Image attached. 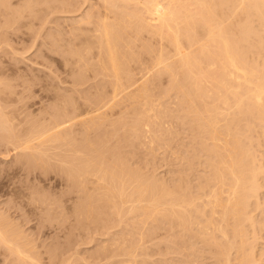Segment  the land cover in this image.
Segmentation results:
<instances>
[{"label": "rangeland", "instance_id": "374dc122", "mask_svg": "<svg viewBox=\"0 0 264 264\" xmlns=\"http://www.w3.org/2000/svg\"><path fill=\"white\" fill-rule=\"evenodd\" d=\"M2 1H4V0H2ZM6 2H5L6 4L3 2L4 4L1 3V5H0V29L2 30V31L0 30V81H1L0 83H3V84H0L1 85L0 86V96H1L0 102L2 104V107L0 105V108L3 109L4 112H6L5 110H7L6 113H8V114H9V112L13 113L12 116H16V118H14V119H16V122L18 121L17 122L18 124L20 121L24 122V123H22L24 125H20V126H22L24 128L27 127L28 129L30 127L31 129H33L34 123L36 125H37V123H38V125L41 124V126H42L43 120L45 119L46 116L47 117H46V120H44L43 126L46 125L45 122L48 123V121H50V123H51V120H53V119H54L53 121L55 123H57V121H55V120H58L57 118L60 117L59 116L60 113L65 109L69 108L68 110L71 111V114L73 115L74 113L80 114V112H76V111H79L78 109H80L83 112H84V110L87 111L88 108H90V106H91L90 104L93 105V106H91L92 108H95L94 106H96L98 104L97 103V98H98L97 96L100 93H101L100 95L103 94L104 96L105 95L111 96V89H112L111 85H112V83L110 81V78H108L109 75H106V73L104 71H102V72L97 71L99 69L98 68L96 69V65L94 64L96 62V56H95L96 50H95V48L91 50L92 52H89L91 55L90 54L87 55V53L85 52L86 53L85 58L87 56L86 60L87 59L89 60V62L87 61L88 62L87 65L90 63V61H92L93 58L95 59L94 63L92 61L89 64L93 67L92 68L93 70L89 66L90 68L87 67L88 71L87 70L85 71L86 68H84V67H86L87 65L84 66L83 64H85L86 62L83 61L84 63L82 62L83 64H81L80 62L76 61V60H78L76 56L75 57L72 56V51L73 52H75V51L81 52L82 51L81 53L84 52L85 45L84 46L82 45L83 40H85V37L87 39V36L91 33V32H89L90 29L93 28L94 25L98 22L97 20L99 18H101L100 16L103 15L102 13L105 10L104 2L102 0H88V1L87 0H32V2L30 0L29 1L28 0H9V1L7 0ZM28 2H31V3L29 4ZM26 3H28L31 7L30 6L28 7V4H26ZM72 3H73V5H72ZM3 5H5V6H3ZM24 6H26V7L24 8ZM234 7L237 8V5L236 6L234 5ZM234 7H232V9H234ZM232 9H229V10H232ZM229 10H228V12H229ZM238 11L240 12L239 9H238ZM22 12H24V13H22ZM231 12L233 13V15L230 14ZM231 12L229 13L230 17H227V20L230 18H233L234 11H231ZM86 15H87V17H85ZM228 15H226V16H228ZM236 15H237V13H236ZM236 15H235L236 18L235 19L233 18L234 21L236 20L235 22L232 20L229 21L230 23L233 22V25H235L238 22L237 20L240 19V17H238V16L241 14L239 13L237 16ZM88 16H90L89 20H88ZM242 16H244V15H241V17ZM242 18H244V17H242ZM84 19L87 20L88 23H87V21H84ZM81 20H83V21H81ZM91 21H93V22H91ZM230 23L228 24V23L224 22V24H227V26L228 25L230 26ZM253 23L257 24L258 22L254 21ZM88 24L91 26H89ZM257 25L259 26V24H257ZM257 25H255V26H257ZM258 31L259 32L262 31V28H261V30L258 28ZM146 33L148 34V36H147V34H144V32H143L142 33V34H144V35H142L143 37L140 36L141 35L140 34L138 36L139 39L135 36L133 37L134 33H129L127 36H125V39L122 42V44H120V46L122 45L121 49H123V50L125 48L127 49L129 47L130 51H129V49H127V52L130 54L133 53L134 60H136V59L139 60V61L136 60V62L134 61V64H133V61L130 62L131 70H132L136 80L138 79L139 81L141 80L140 82H142V80L146 79V78L145 77L141 78V77L146 76L147 73L149 75V73H150V78L147 77V80L149 79L151 83L147 81L148 82L147 84H148V88L150 89V92L151 91L152 92L149 96L150 99L149 98L147 99V102H149V104L146 105V107H148L147 113L149 114V115L148 114L147 115L150 116L151 119H150V117H149L150 121H148L146 119L145 125H144V123H145V120H144L142 126H140L141 128H139L140 131L142 130L141 133L139 130H137V131H139L140 135H138V132L136 133V131H134L132 129V122H133L134 118H136V114L138 113V109H139V111L141 109H143V106H144L143 102H145V101H144V99H142L143 100V102H142L139 98H137L138 99V102H137V101H135L136 100V98H135L134 101L137 103V105L132 106L135 102H132L133 101L132 98L128 99V96H126L125 94L124 95L122 94V96L117 97V99H113L112 100L113 103H111V101H110L108 103V106L105 107V109L102 108L103 111L101 113V117L102 116L103 117H102V119L100 118V120L102 121V124H99L101 126L89 127V125H90L89 123L83 122L84 123L83 124L80 122V120H82L84 118L83 117V116H85L84 114L85 113L87 114V112H90L92 109L88 110L87 112H84V113L82 112L81 116H80V120H79V118L78 119L73 118V119H75V121L77 120L78 122H73L74 120H72V123H70L71 121L68 122V124H70V125L67 124V127H69V126L70 127L66 130H68L67 132L69 133L70 136H72L73 140H70V141L68 140L69 142L64 141V142H68L66 144H63L62 141H58L56 143L55 142L44 143L45 146H39L37 143L36 144L34 143L35 146L38 145L39 148L40 147H42V148H40L38 150V149H36L37 147L34 146L33 153L30 150H26L27 153L24 151L26 153L25 154L23 151H20V150L15 151L13 149V146L9 143L8 144L10 146L8 147V144L4 143L6 141L5 138L4 139L2 138V135L5 132H3L2 130L0 131V133L3 132L0 135L1 138L3 140H5V141H3L0 138L1 139V142H0V213H2L0 215V218L3 215V217H6V219H7V220H5V218H4V221H5L4 222L3 217H2L1 218L2 220L0 219V221H3V223H5V224H6V221L9 223L11 222L13 225L11 223L10 224L12 226H14V228L17 227V225L19 226V228L23 231L22 232L20 229L19 230L17 229L18 231L22 232V233L19 232L20 235H22V238L21 237L20 238L22 239L23 243L26 242L24 244L25 245L24 248H26V247L29 248L31 245H33V244L35 245V243L38 242V244L35 245V248H33V251H30V250H32L31 247H33V246H31L30 250H29L30 252H33L31 254H34V255L36 254L35 256L32 255V258H33V256L35 258H40L38 260L36 259L37 262L38 261L40 262L38 264H41V261L43 264H54V263L55 264H59V263L63 264V262L64 263L66 262L67 264H118V263L119 264H222L224 261L223 256L221 257V255H219L220 254L219 252H217V253L215 252V250L219 251V247H213V246L209 247L212 245V243H211L212 241L210 242L211 245H209V243L207 244V242L204 243L205 241H202L203 237H202V239H201V237L199 239V236H197L198 234L197 235L193 234V232L195 230L194 228H193V230H190V231L188 230L189 232L193 231L191 233V235L192 234L193 235L192 236H190V234H189V236L186 235L187 237L184 236V234H188V233L187 232L182 233L183 230H180V231H182L181 232L182 234H181L179 229H176V228L173 229V228L169 227V225H168L169 228H167V226L165 228L166 223L164 224V220L159 218V216H160V214H158V212H160L159 209L157 212L155 207H154V209L152 208V206H154L155 203L153 205V203L151 201L149 202L148 200H146V197H148V196H146V193L148 194V192H145V195H144V193H142L143 191H141L142 195H141V193L139 194V192L133 193L135 191V188H133L131 186H133V183H135L134 180L139 181L141 178H142L141 179L142 182L145 181V184H147L149 181H151L154 184H152L151 182H149V183H151L152 186H154V185L158 186L159 189H162V185L164 183L165 185H163V188H167L168 186H171L170 189L171 188L173 189V186H174V188L176 189L175 186L180 187V185H183L184 189H185V187H186V189H189L188 194H191L192 192H193L192 194H194V195L201 193L202 192L201 189H200L201 192L196 189V188L199 189V187H197V185L199 186V184H200L201 187L204 188V185L207 184L206 178L211 176V173L209 172L210 160L208 161V158L209 157L211 158V154L209 153L210 154V156H209V154H208L209 150L207 152L205 150V148L208 146L207 143H210L208 147H210V146L213 147L211 144H213L212 142H214L216 140V137L218 140L215 141V145L217 143L220 145V142H217V141H220V140L222 141L225 139L224 135L218 136L219 133L220 132L222 133V131H223V129L220 131L219 126L222 124L224 125L226 122L225 121L223 123L224 119H222L221 117L230 118V117H232L231 113H233L232 110H231V113H229L230 111H228V110H230V108L228 110L227 109L225 110V108L227 106L224 108V106L221 103L220 106H222L223 108L220 107V108H222V110L220 111V108H219L217 111H219V113H220V112H223L225 110L226 113L228 112L227 114H229V115H227L225 113H224V115L221 114L222 115L221 117H220V115H218V117H219L218 122H220L219 120H221V121L223 120L222 122H220L219 126H217L219 129L216 128V130H215L216 132H219V133H217L218 135H216V133H214V134L210 133L211 136L216 135V137L214 138L212 136L213 137L212 138V137L206 136V138H205V135H203V134H201V135H203L204 139L202 137H200V134H199L200 131H199V133H197V132H195V130L197 131V129H195L196 127L193 128L194 127V125H193L194 124L193 113L195 112V110L192 107H194V106L191 107L190 100L187 99L180 91H178L177 90L178 88L174 89V88H176V86L172 87V82L170 84V80L172 81V79L168 75L170 73L163 70V72L160 74L156 68H155V70H156V72H155L154 67H153V70H154V74H153L152 67H151V70L148 69V68H150V66H152L151 62L154 61L153 59H154L155 55H157V53L159 52L158 50H160L161 48L164 50V46H165L164 52H166V51L168 52L172 48L169 49L165 43H164L165 45L163 44L161 47V43L159 41L158 36H153L152 34H150L148 32H146ZM133 38H134L135 42L132 43L130 41H133ZM123 43L124 44L126 43V44L123 45ZM129 43H131V44L129 45ZM126 45L127 46L129 45V46L127 47ZM131 46H133L134 48ZM134 51L136 52L137 55L134 54L135 53ZM262 51L264 52V50H262ZM93 52H94V54H93ZM250 52L253 53V51H250ZM260 53H261V51L258 52L257 55H256V52L253 53L254 55L250 54V57L249 56H248L249 58L247 57V59L250 60V61L249 60L248 61L251 63V62H257L258 59H261L258 61V63H259L258 66H260V65L263 66V64H260V63L264 62V60H263L264 56H263V58L261 57L264 53L263 54L261 53L262 55ZM258 56H260V58H258ZM251 57H253L255 59V61H251L252 60ZM145 59H147L148 63ZM149 61H151V62H149ZM75 62H76V64H75ZM140 62H141V64H140ZM143 62H144V64L146 63L147 65L145 64L146 66L145 65L143 66ZM138 64H139V67H138ZM148 64H150V65L148 66ZM81 66L84 69H82ZM137 67H138V69H137ZM136 69H137V71H136ZM83 70L85 72H80ZM140 70H142V71H140ZM135 71H136V73H135ZM97 72H99V74ZM151 72H152V74H151ZM77 74L80 77L81 76L82 77L80 78ZM157 74H158V76L161 75V78L157 77L156 76ZM153 75L155 76V80H154V78L152 79V77H154ZM83 77H85V78H83ZM156 77L159 79H156ZM159 80H160V82H159ZM139 81H138V83H139ZM133 88H135V86ZM169 88H171L172 90ZM105 90L108 91L109 95H108L107 91H105ZM1 91H2V93H1ZM14 92L16 95H14ZM176 92H179V93H176ZM180 93L182 95H180ZM63 95H65V96H63ZM56 96L58 98H56ZM181 97H184L183 101L186 103L182 104V101H181L182 98ZM108 98H110V97H107V99ZM58 99L59 100L61 99V100L59 101ZM62 100L64 103L62 102ZM65 100L68 101L70 104L67 103ZM71 100L73 101V104L76 103V105L79 106L80 108L79 107L77 108V106H75V109L76 108L77 109L73 110L72 108L74 107V105H72ZM95 100H96L95 103H97V104L94 103ZM162 100H164V101H162ZM125 101H127V102H125ZM209 101H210L209 104H213V100H208V102ZM65 102L68 104V108L64 107V109H63V105L67 106ZM77 102H79V103H77ZM196 102H197V100H196ZM198 102H199V99H198ZM198 102H197V104H198ZM6 103H8L9 106ZM156 103H157V105H156ZM187 103H188V105H190L189 108L191 107L190 110H189V108L187 110L184 109V108L188 107ZM112 104H113V106H112ZM139 104H142V108H141V105H139ZM71 106H73V107H71ZM138 106H140V107H138ZM134 107H135V109H134ZM149 107H152V109H150ZM198 107H200L199 104H198ZM4 108H6V109H4ZM70 109H72L73 111ZM148 110L150 113L148 112ZM184 110L186 111V113L187 112L189 113L192 110H194V111H192L191 114H189L192 116V118L188 115V113L186 114ZM65 112H67V110L64 111V114L66 115ZM72 112H74V113H72ZM133 112L134 113L136 112V113L134 114ZM17 113L18 114L20 113L21 119H22V117L24 119V120L22 119L23 121L19 120L20 117L16 115ZM69 113H68V115L70 116ZM61 114H63V113H61ZM89 114H91V113H89ZM89 114L87 116H92L95 114V112H92V115H89ZM102 114H104V115H102ZM194 114H196V113H194ZM68 115H66V116L68 117ZM105 115L106 116L108 115V116L106 117ZM27 116L29 117L28 118L29 122L26 119ZM66 116H63V118L62 117L61 118L65 119L64 117H66ZM145 116H146V114H145ZM145 116H144V119L148 118ZM75 117H76V114H75ZM10 118H11V115H10ZM33 118H34V121H33ZM61 118L59 120H61ZM85 118H87V117H85ZM177 118H179V119H177ZM227 118L225 120H227ZM48 119H50V120H48ZM96 120H99V119H96ZM242 120H241L243 122L242 124H244L245 120L243 118H242ZM40 121H42V123H40ZM147 121L149 122V124ZM50 123H48V124H50ZM75 123H76V125H75ZM156 123H157V125H156ZM161 123H163V124H161ZM257 123H258L257 121L256 122L253 121V125H255V127H252L250 129L251 132L249 131V133L246 134V137L249 136V140L247 139L248 142H247V140H245V141L250 146V144H249V142L251 143L250 139H253L252 145L249 148H254V149H251V151L252 150L258 151V152L256 151V153H258V155H256V153H255V155L257 157H259L260 159H262L261 161H259V158H258V162H259L258 164H260L261 162L264 163V160H263L264 159V157H263L264 156V138H263L264 135L261 134V133H263V131L261 130L262 131L261 132L259 130L261 128L259 127V125H257ZM29 124L30 125L32 124V125L30 126ZM48 124H47V126H48ZM86 124H89V125H86ZM216 125H218V124H216ZM216 125H214V126L216 127ZM130 126H131V128H130ZM148 126H150V127H148ZM22 127H19V128L21 129ZM98 127H101V128H98ZM257 127H259V129ZM24 128H22V130H21L22 132L26 131V128L23 131ZM91 129H93V130H91ZM122 129H124V130H122ZM166 129H169V130H166ZM214 129L215 128L212 129L213 132H214ZM66 130L64 132H62V133H64V135L68 134L66 132ZM148 130H150V131L148 132ZM212 130H211V132H212ZM217 130H219V131H217ZM11 131H13V130H11ZM11 131L8 130L6 132L7 135H9V132L11 134ZM122 131H124V132H122ZM155 131H157V132H155ZM158 132H159V134H158ZM160 132H161V134H160ZM74 134H76V135H74ZM148 134H149V136H148ZM153 134H155L156 136ZM195 134L196 135L199 134V136L196 137ZM257 134H260V135L258 136ZM70 136H69V138H70ZM119 136H120V138H118ZM144 136H145V138H144ZM76 137H77V139H75ZM218 137L219 138L221 137L223 139H221V138L219 139ZM243 137L244 136H241L240 138H243ZM158 138H159V140H158ZM209 138H211L212 142ZM226 138H228L227 140H229V138H232V137H226ZM140 139H142V140H140ZM195 139H198V140H195ZM205 139H207V140H205ZM243 139H246V138L244 137ZM105 140H106V142H105ZM71 141H73L72 142L73 146L71 144ZM100 141H102L101 144L106 143L105 145L104 144L102 145V147L105 146V148L102 149V147L100 145ZM93 142H95V143H93ZM166 142H167V144H166ZM225 142H223V143H225ZM91 143H92V145H91ZM203 143H205V145H203ZM80 145H81V147H80ZM106 145H107V147H106ZM201 145H203L204 147ZM257 145H260V147ZM96 146H99V149L100 148L101 149L99 150L98 147L96 148ZM108 146H109V149H108ZM211 147H210V149H212ZM44 148H46V149L44 150ZM79 148H80V150H79ZM6 149L11 154H9V152ZM9 149L10 150L12 149V150L10 151ZM35 149L38 150L39 152L36 151ZM92 149H94V150H92ZM121 149H123V150H121ZM152 149H153V151H152ZM207 149H209V148H207ZM60 150H62V151H60ZM63 150H64V152H63ZM81 150H83V151H81ZM96 150H99L100 152H98ZM17 151H18V153H16ZM43 151L46 153H44ZM66 151L67 152L69 151V152L66 153ZM29 152H31V153H29ZM42 152H43V154H42ZM93 152H95V153H93ZM22 153H23V156L21 155ZM82 153H84V154H82ZM91 153H92V156H95L97 154L95 157H93L94 159L93 158L91 159V157H92ZM259 153H261V154H259ZM39 155L41 156V158L39 157ZM43 155H44V157L45 156L46 157L44 158ZM50 155H51V157H50ZM53 155H54V157H53ZM83 155H85V157ZM103 155H105V156H103ZM184 155H185V157H184ZM79 156L83 160L85 158H87L84 161H88L89 165H91L90 167H92L93 164H94V166L96 165L97 169H95V170H97L100 174L97 173V176H95V177H98V175H100L99 177H101V174L105 171V169H106V172L108 171V169L112 170L113 167L116 168L117 164H118V166H117L118 168H120V169L122 168L123 170L125 169L124 172L127 173V171H129L127 174H130V172L133 174H136V175H134L135 178L131 177V179H130L132 181V179L134 178L133 183H131V181L129 183L132 185L125 187V188L129 187L128 189H130V187H131V189L133 190L132 194H135V196H136V197L134 196V198H136L137 200L140 199L143 201V202H140L141 203L140 204L139 201L137 203V200H134V201H136L135 209H137L139 207V209H137V210H135V209L133 211L131 210L134 213L136 211L135 214L132 213L131 211L128 212L129 207L132 205V204L131 205L129 204L130 202L128 203L125 201L128 204V206L124 205L123 207H120V208L125 209V211H123L122 209L121 210L127 215L126 216L125 214L123 215V212H121V211H120V213H122V214L119 215L118 214L119 211L116 208L115 209L118 211V213L114 214L113 210H115V209H112V206H110L111 207L110 208L106 204H105L106 208L107 207L108 208L105 209V205L101 202V200H99L100 202L98 201L100 203L99 204V203L95 202L94 199L91 200L90 198H88L86 200H90L89 201V203H91L90 206L93 208L91 210H90V208L87 209V210H90V212L88 211V213L85 209L86 213H84V215H82L83 216V218L81 217L82 219L81 218L79 219L78 215H77L78 217L75 216L76 211H75L74 206L77 207L78 204H76V203L78 201L77 199H79V196H76L77 192L72 189V184H70L72 182H70L69 180L67 181L68 177H66L67 176L66 175L67 170L65 167H67V165L69 163L68 159L69 160H71L72 158L77 159V157H79ZM22 157H24V158H22ZM25 157L27 158V160ZM30 157H32V158H30ZM33 157H35V159ZM82 157H84V158H82ZM96 157L98 158L97 159L98 161L96 160ZM64 158H66L67 160H65ZM30 159H31V161H30ZM106 159L108 160V162L109 161L110 162L108 163ZM113 159L115 160V162H113L114 161ZM120 159H122V160H120ZM52 160H54V162H52ZM57 160H58V162H57ZM90 160H92V161H90ZM116 160L118 162L119 161L120 162L118 163ZM34 161H35V164H34ZM55 161L57 163H55ZM94 161H96V162L94 163ZM102 161H103V163H102ZM121 161H122V163H121ZM36 162H37V164H36ZM40 162L41 163L43 162L42 165H40L41 164ZM86 163L87 162H85V164ZM104 163L105 164L107 163L106 165H108V166H105ZM110 163H113V164H110ZM126 163H128V164H126ZM263 163H261L263 165V167H261V168L264 169ZM119 164H120V166H119ZM61 165H64V166H62V168H61ZM86 165H88V164H86ZM109 165H110V167H109ZM41 166H43V167H41ZM104 166L107 168H105ZM128 167H130V168H128ZM210 167H211V165H210ZM56 168H58V169H56ZM102 168L104 169V171L102 170ZM108 172H110V171H108ZM35 174H36V176H35ZM127 174H124V175H126V176H124V177H126L125 181L127 180L126 185L128 184V181H129L127 179V177H128ZM206 174L207 175L210 174V176L209 175L206 176ZM64 175H66V176H64ZM141 175H143V176H141ZM203 176L205 178H203ZM261 176L264 177L263 174ZM90 177L93 178L91 175H90ZM107 177H108V173H107ZM91 178L89 179V181L91 180ZM152 178H153L154 182H153ZM261 178L262 177L259 176V179H260L259 183L264 184V178H262V179ZM156 179H157V181H156ZM204 179H205L206 183H205ZM208 180H209V178H208ZM89 181H87V183L91 182V181L90 182ZM109 181H110V179H109ZM109 181H107L108 184L110 183ZM174 182L176 183V185H174L175 184ZM184 182L186 183V185L184 184ZM102 183H103V186L105 187V188L103 187L104 189L109 187V186H107L108 184H106L107 187L105 186L104 181ZM195 183L197 185H195ZM201 183H204V184H201ZM90 184L89 185L87 184L88 186L86 185V187L88 188L89 186H91L92 188H88V189L86 188L85 189L86 191L88 190L89 192L84 191L83 197L81 194V198H80L81 201L84 199V196H87V195H92L93 198L96 197V193L94 191H92L93 184L92 183H90ZM136 184H137V182H136ZM263 184L261 186H263ZM110 185H112V184H110ZM166 185H167V187H165ZM193 185H194V188H193ZM209 185H211V184H207L205 186L207 188V190H209V188H210V187L209 188L207 187ZM183 186H182V189H183ZM190 186H192V187H190ZM212 186H213V184H212ZM135 187H136V185H135ZM187 187H189V188H187ZM110 188H112V187H110ZM110 188H107L106 190L108 191V189H110ZM263 188H260V190H261V191L259 190L260 196L258 197L261 199V200L260 199H258V200L261 201L260 205H262V206H264L263 205L264 201H262V200H264V189ZM90 189L92 192L90 191ZM128 189L126 191H128ZM179 189H181V188H178L176 190L182 191V189L181 190H179ZM194 189H196V190H194ZM93 190H95V189H93ZM136 190H137V188H136ZM190 190H191V192H190ZM204 190H203V192H206V195L210 194V193H208L209 191H204ZM103 191L105 192V190H103ZM128 192H126V194L124 196H126ZM210 192H211V189H210ZM202 194H201V196L204 197L203 195L205 193L203 195ZM93 195H95V196H93ZM137 195H139V196H137ZM142 196H143V198H145L144 199L145 202L143 199H141ZM124 200H125V198H124ZM132 201H133V199H132ZM146 202H149V203H147L148 205L151 203L150 206L151 205L152 206L151 207L148 206L146 204ZM252 202L254 203V200ZM85 203H88V201H86ZM119 204H118V206H120ZM137 204H140V205L137 206ZM103 205H104V207H103ZM254 205H256V202L253 205L251 203V206L253 208L256 207V206L254 207ZM53 206H54V208H53ZM146 206H148L149 209L150 208L153 209V211H151L152 213H150V211L148 210V208ZM262 206L260 207V209L258 207L255 208V209L258 208L257 210L253 209L254 215H256L255 220L258 221V223L261 220L260 226H262V222L264 221V219H263L264 218L263 217L264 216V212H263L264 208ZM62 207H64V208H62ZM142 207L145 208V210L146 209L147 210L143 211L144 209L142 210L141 209ZM252 207H250L251 211H253ZM50 208H51V210H50ZM111 210H112V213L110 212ZM65 211H66V213H65ZM93 211H95V212H93ZM139 211H140V213H139ZM148 211H149L150 215H148ZM101 212L104 213V216ZM126 212H128L129 215ZM145 213H147V214H145ZM153 213L156 215H153ZM262 213H263V215H262ZM100 214L103 217H101ZM140 214H142L144 217ZM59 216H61V217H59ZM105 217L107 218V220ZM148 217L151 219H149ZM154 217H155V219H154ZM59 218H61V220ZM77 218L79 221L80 220L82 221L81 222L82 225H79L80 223H78ZM142 218L146 219L147 221L146 220L143 221ZM52 220H53V222H52ZM153 220H155V221H153ZM140 221H141V223H140ZM157 221H158V223H157L158 225L156 224ZM0 223H2V222H0ZM9 223H7L8 225L6 224L7 227L4 224L6 229L5 228L2 229V230H4L3 232H5L7 235L11 234V235H9V236H11L9 238L10 240L7 239L8 237L6 239L9 240L10 242H12L14 245L20 244L19 242L18 243L15 242L17 237L19 236L18 235L19 233L16 230V228H15V230L17 232L14 231L15 233L12 232V233L8 234L6 232L7 228H8V230H9V228H12L11 226L8 227L10 225ZM135 224H137V225H135ZM0 225H2V224H0ZM4 225H2V227L1 226L0 227L3 228ZM41 226H43V227H41ZM260 226L257 227L258 228L257 232L260 231L259 230L261 228ZM263 226H264V224H263ZM263 226H262V228H263ZM14 228H12V230ZM262 228H261V230H263ZM167 229L169 232L167 231ZM249 229L251 230V227L248 228V230H247V231H249L248 234L251 233V234H249L251 237L254 234L256 237H258L256 235L257 233L250 232ZM172 230H174V232H172ZM9 231H11V229ZM175 231L179 232V234H181V235L179 236L178 233H176ZM251 231H253V230H251ZM195 232H196V230H195ZM263 232L264 231L258 232V234L260 233L259 237H258L259 239H256L255 237L250 238V240L254 238V240H256L255 243L257 242L255 245L253 243V248H255V246H256V251L254 253H256L257 258L259 257L260 259H258L259 263L256 261L257 263L254 262L255 264H264V237H262L264 235H261V233L263 234ZM16 233H18V234H16ZM172 233H175L177 235L175 236V234L173 235ZM140 235H141V237H140ZM182 235L184 236L183 237L184 239L181 237ZM194 235L198 239L197 238L195 239ZM4 236H5V234H4ZM177 236L182 238V240H181L182 243H183V241H186L184 243V245L187 244L186 247H184V245L180 244L181 241H179V240L181 238H179ZM13 237H16V238L13 239ZM24 237L27 240H25ZM173 237H174V239L177 237L178 239L177 238L176 239L178 241L175 240V242H173L174 241ZM190 237H192V238L194 237V239L197 241L192 240ZM20 238H19V240H20ZM30 239H31V242L33 244H30ZM134 239H135V241H134ZM218 239H220L221 241L223 240L221 238H218ZM250 240H249L247 247L250 246V243H251ZM254 240H251V241L254 242ZM2 241L0 242V244L2 243ZM28 241H29L30 246H28V244H27ZM176 241H177V245L180 244V245H178L179 247L176 245ZM191 241L194 242V244ZM206 241H210V240H206ZM20 242H21V240H20ZM190 243H192L194 245L193 248H195V249H193V248L191 249L192 244H190ZM213 244H214V246H218L215 243H213ZM4 245H5V243L3 244V246ZM189 245H191V247H189ZM0 246H1L0 247L1 248L0 249V264H21L22 262L20 260L22 259V257H23L22 261L24 262L23 264L35 263V261H34L35 259H33V261H34L33 263L29 262V261H31L29 259V257H31L30 255H29V257H28V255H26L27 258L29 259L28 260L25 258L26 256L21 257L19 255V253H17V252H11V254L8 253L7 250L9 247L7 248L6 245H5V247L7 249L6 250L7 252H5V250H3V252H2V245H0ZM168 246L171 250H169V248H167ZM170 246L171 247L173 246V248H175V250L173 248H171ZM68 247H70V248H68ZM100 250H101V252H100ZM233 251H231V254H232V256H231L232 261L231 262H233L231 264H237L238 262L236 263V261H235V259L237 260V258H235V256L237 254L235 253V250H233ZM4 252L7 254L3 255ZM12 253H14L13 256L18 254L17 256L19 258L21 257V259H18L17 256H15L16 260L12 259L13 258V256L11 257ZM25 253H29V252L26 251ZM53 253H54V256H52L53 259H55L54 258L55 253L57 254L56 260L51 261L50 260L51 256L49 258H48V256L51 254L53 255ZM237 257H238V255H237ZM220 258L222 259V263H221ZM24 259H26V261ZM61 259L62 260L64 259V261H62ZM53 261H56V262H53ZM67 261H69V262H67Z\"/></svg>", "mask_w": 264, "mask_h": 264}, {"label": "bare ground", "instance_id": "6f19581e", "mask_svg": "<svg viewBox=\"0 0 264 264\" xmlns=\"http://www.w3.org/2000/svg\"><path fill=\"white\" fill-rule=\"evenodd\" d=\"M2 1V0H1ZM0 1V5L1 3H5L7 0H4L1 2ZM9 1V0H8ZM29 1V0H28ZM32 2V0H30ZM88 1V0H87ZM104 2V12L102 13L103 15L100 16L101 18H99L97 21V23L94 25L93 28L90 29L89 32H91L88 36H87V39L85 37V40H83V43L82 45L84 47V54L81 53L80 51H75L73 52L72 51V56L73 57H77L78 60H75L80 62L81 64H83L84 62H86L85 64H83L84 66L87 65V63L89 62V60L86 56L85 58V54L87 53L90 54L89 52H92L91 50L95 48V56H96V62L94 63V56L92 57V61L93 63L96 65V69L98 68L99 70L97 71H104L106 73V75H109L108 78H110V81L112 83V89H111V96L109 95L108 91V95H98L97 97V103L96 100L94 101L95 104H97L96 106H94L95 108H92L91 106H93L92 104H90V108H88V110H91L90 112H87L84 110V112H87V114L85 113L82 118V120H80V116H81V113L83 111H81L80 109H78L79 111H76V112H80V114H77V113H74L73 115L71 114V111H69L68 109V104L69 103L68 101H66V105L67 106H64L63 105V109L64 107L68 108V109H65L67 110L66 115H68V113L70 114V116L68 115V117L64 114V111L63 110L61 113H60V117H58L57 119L58 120H55L57 121V123H55L53 120H51V123L50 119H48V124L47 122L45 126L44 125V120H46V117L45 119L43 120V124L41 126V124L37 125L34 123L33 125V129H31L29 127V129L27 127L26 128V131L24 127L20 126V125H24L22 123L24 122H19V124L16 122V116H12L13 113L9 112V114L11 115V118H10V115L7 112V110H5L6 112L3 111V109L0 108V131L2 130L3 132V135H2V138L5 140H3L0 136V138L5 141L4 143L6 144H11L13 146V149L16 151V150H20V151H25L26 150H30L32 151L33 153V148H34V143L38 144L39 146H45L44 143H53V142H58V141H62L63 144H66L68 143L70 140H73L72 139V136L69 135V133L67 132L69 127H67V124L68 122L72 123V120H74L73 122H78L77 120L75 121V119H78L80 120L81 123L83 122H87L89 124H86V125H89V127H97V126H101L99 124H102V121L100 120V118L102 119L101 117V113H102V108L105 109L106 106H108V103L113 99H117V97L119 96H122V94L128 96V99L132 98V102H135L137 101L138 102V99L139 98L142 102L144 99L145 102L144 103V106H143V109H141L139 111L138 109V113L136 114V118H134L133 122H132V129L134 131H136V133L138 132V135H140L141 131L139 128H141L140 126H142L144 120H145V123L144 125L146 124V119L148 121H150L151 117L148 116L149 114L147 113V109L148 107H146V105L149 104V102H147V99L149 98L150 99V89L148 88V82H150V80L148 79L147 80V77L150 78V73L146 76H143L141 78H146V79H143L142 82H140L138 79L136 80L132 70H131V64L130 62L133 61V64H134V61L136 62V60H134V56H133V53H128L127 52V49H129V45L131 43H129V45L127 46L128 48L126 49H121L122 45L120 46V44H122V42L124 41L125 39V36H127L129 33H134L133 37H137L140 35H144V34H147L146 32L152 34L153 36H158L159 37V41L161 43V47L162 45L165 43L166 46H168L169 50L168 52H164L165 51V46H164V50L161 48L160 50H158L157 52V55H155L154 57V61L151 62L152 66H150V68H148L149 70H151V67H152V70H153V67H154V70L155 68L158 70V72L161 74L164 71L170 73L168 74L170 76V78L172 79V81L170 80V84L172 82V87H175L174 89H177L178 91H180L187 99L190 100V103H191V107L194 108L196 114L193 113V120H194V127L195 129H197V131L195 130V132L199 133L200 131V137H203V135H205V138L206 136L208 137H216V135H218L217 133L219 132H216V128H218L217 126H219L220 122H222L221 120H219L220 122H218V115H220V117L222 115L227 114L226 113V109L228 110L230 108V111L229 113H231V110L233 113L232 114V117L230 118H223L221 117L222 119H224L223 123L225 122V124L223 125H220V131L223 129L222 133L220 132L218 136H221V135H224V138L227 140L228 138L226 137H232V138H229V140H222L223 143L221 140L220 141H217V142H220V145L217 143L215 145V141L218 140L217 137H216V140L214 142H212L211 138H209L211 140V142L214 144H211L213 147H211L212 149H210L209 144L210 143H207V147L205 148V150L208 152V154L210 153L211 154V158L209 157L208 158V161L210 160V165H209V172L211 173V176L210 174H208L210 177L209 180L208 178H206V181H207V184H211L209 186H207L209 188V190H207V188L205 187L206 185H204V188L201 187V185L199 184V186L195 183V185H197L198 188H196L197 190L200 191L201 189V193H198V194H188V190L189 189H184V186L183 185H180L179 186H175L176 189L178 188H181L182 189V186H183V189L182 191H178L174 188L173 186V189L170 187L171 186H168L167 185L165 187L167 188H163V185H165L163 183L162 185V189H159L158 186H152V183H148L145 184V181L142 182V178L138 181L134 180L135 183H133V179L135 178L134 175L136 174H133L130 172V174H127L129 171L124 172V170L122 171L120 168H118V164L115 167H113L112 170H109L110 172H106V169L104 171V167L105 166H108L104 163V167L102 168V171L101 173V177H99L100 175H98V177H95L97 176V173L100 174L97 170V167L96 165L94 166V164L92 165V167H90L91 165H89V162L88 161H84L83 159L79 157L76 158H72L71 160L68 159L69 163L67 165L66 170H67V176L68 179L67 181L69 180L70 184H72V189L75 190L77 193H76V196H79V199H77V207H75V211H76V215L75 216H79V219L84 215V213H88V211L90 212V210L93 208L90 206L91 203H89L90 200H86L88 198H90L91 200H95V202L99 203L101 200V202L107 206H112V209H117L118 211L115 209L113 210L114 214L115 213H118L119 215H121L123 211H125V209L123 208H120V207H123L124 205L128 206V204L126 202H130L129 205V209H128V212H130L131 210L133 211L135 209V203L136 201L134 200H137L136 198H134L135 194H132V189L131 187L135 188V192H139V194L141 193V191H143L142 193H144L145 195V192H148V194L146 193V200H148L149 202L151 201L154 205L152 206V208L154 209V207L156 208L157 212H158V209L160 212H158V214H160L159 218H161L162 220H164V224L166 223L165 225V228L167 226V228L171 227V228H176V229H179L180 230H183L180 231V233H185L187 232L188 234H184V236H192L193 234L199 236V239L201 237H203L202 241H205L204 243L207 242V244L209 243V245H212L209 246V247H219V251H216L215 252H219L221 255V257L223 256V263L224 264H231L233 262L232 261V254H231V251L235 250V253L238 255L235 256V258H237V260L235 259L236 263L237 264H255V263H259L258 259H260L259 257L257 258V254L254 253L256 251V246L255 248H253V243L254 245L257 243H255L256 240L251 239V240H254L251 241L250 238L252 237H255L256 239H259V234L258 232H262L264 231V226H263V222H262V226H260V223H261V220L260 222L258 223V221L255 220V216L254 215V210H257L258 208L260 209V207L262 205H260L261 201H259L258 198L260 195V188H263L264 187V184L263 186H261L262 184L259 183V176L264 178L263 176H261L262 174L264 175V169L261 168L263 167V165L261 163L258 164V158L256 155H258V153H256L257 150H252L251 149H254V148H249L251 145H252V140L253 139H250L251 143L249 142L250 146L247 144L248 140H249V136L246 137V134L249 133V131L251 132V128L252 127H255V125H253V121H257V125H259V127L261 129H259V127H257L260 131L262 130L263 134L264 135V62L263 63H260V64H263L258 66L259 63L258 61L261 60V59H258L257 62H249L250 60L247 59V57L249 56L250 57V54H253L256 52V55L258 52L261 51V53L263 52L262 50H264L263 46H264V0H102ZM24 2V1H23ZM31 2H28L29 4ZM3 3V4H4ZM7 3V2H6ZM5 3V4H6ZM10 3V2H9ZM26 3V4H28ZM23 4V3H22ZM28 4V7L30 6ZM33 4V3H32ZM73 5V3H72ZM234 5L236 6L237 5V8L240 10V12L238 11V9L236 7H234ZM5 6V5H3ZM7 6V5H6ZM234 7V9H232V7ZM241 6V7H240ZM26 6H24L25 8ZM31 7V6H30ZM33 7V6H32ZM231 7V8H230ZM4 8V7H3ZM75 9V8H74ZM229 9H232V10H229ZM18 10V9H17ZM98 10V9H97ZM229 10V12H228ZM21 11V10H20ZM231 11H234V16L233 18L235 19V15L237 13V15L240 13L241 15H244L241 17V15H239L238 17H240L239 20H237L238 22L233 25V22L230 23L229 21H234L233 18H230L227 20V17H230V14L233 15V13ZM231 12V13H230ZM239 12V13H238ZM24 13V12H22ZM99 13V12H98ZM230 13V14H229ZM89 14V13H88ZM229 14V15H228ZM22 15V14H21ZM228 15V16H226ZM236 15V16H237ZM10 16V15H9ZM87 17V15L85 16ZM90 16H88V20L90 19L89 18ZM99 17V16H98ZM232 17V16H231ZM17 18V17H16ZM22 18V17H21ZM81 19V18H80ZM225 19V20H224ZM8 20V19H7ZM14 21V20H13ZM83 21V20H81ZM84 21H87L84 19ZM236 21V20H235ZM234 21V22H235ZM258 22L257 24H259V26L256 24V23H253V22ZM6 22V21H5ZM93 22V21H91ZM225 23H230V26L227 24H224ZM88 23V21H87ZM93 24V23H92ZM257 26H255V25ZM75 25V24H74ZM73 25V26H74ZM89 25V24H88ZM91 26V25H89ZM262 28V31H258V28L261 30ZM1 30V29H0ZM76 30V29H75ZM89 30V29H88ZM2 31V30H1ZM84 31V30H83ZM74 32V31H73ZM144 32V34H142ZM77 33V32H76ZM86 33V32H85ZM149 34V35H150ZM86 35V34H85ZM80 36V35H79ZM131 36V35H130ZM148 36V34H147ZM81 37V36H80ZM143 37V36H142ZM141 37V38H142ZM157 37V38H158ZM152 38V37H151ZM155 38V37H154ZM139 39V38H138ZM136 40V39H135ZM79 41V40H78ZM127 41V40H126ZM141 41V40H140ZM82 42V41H81ZM130 42H135L134 41V38H133V41H130ZM127 43V42H126ZM125 43V44H126ZM137 43V42H136ZM155 43V42H154ZM123 43V45H125ZM164 44V45H165ZM134 45V44H133ZM70 46V45H69ZM81 46V45H80ZM144 46V45H143ZM142 46V47H143ZM124 47V46H123ZM133 47V46H131ZM148 47V46H147ZM67 48V47H66ZM74 48V47H73ZM76 48V47H75ZM134 48V47H133ZM138 48V47H137ZM145 48V47H144ZM153 48V47H152ZM132 49V48H131ZM75 50V49H74ZM80 50V49H79ZM126 50V51H125ZM139 50V49H138ZM151 50V49H150ZM153 50V49H152ZM130 51V49H129ZM133 51V50H132ZM149 51V50H148ZM154 51V50H153ZM250 51H253L250 52ZM70 52V51H69ZM86 52V53H85ZM135 52V51H134ZM250 52V53H249ZM260 53V54H261ZM264 53V52H263ZM262 53V54H263ZM69 54V53H68ZM94 54V52H93ZM136 54V52L134 53ZM139 54V53H138ZM156 54V53H155ZM249 54V55H248ZM261 54V55H262ZM91 55V54H90ZM137 55V54H136ZM142 55V54H141ZM254 55V54H253ZM252 55V56H253ZM255 55V56H256ZM67 56V55H66ZM69 56V55H68ZM264 54L261 56L263 58ZM140 57V56H139ZM248 57V58H249ZM152 58V57H151ZM252 60L251 61H255V59L253 57H251ZM250 58V59H251ZM257 58V57H256ZM258 58H260V56H258ZM141 59V58H140ZM86 60V61H85ZM147 61V59H145ZM249 60V61H248ZM257 60V59H256ZM264 60V59H263ZM262 60V61H263ZM67 61V60H66ZM69 61V60H68ZM84 61V62H83ZM88 61V62H87ZM90 61V63L92 62ZM139 61V60H137ZM141 61V60H140ZM83 62V63H82ZM69 63V62H68ZM89 63V64H90ZM139 63V62H138ZM148 63V61H147ZM76 64V62H75ZM74 64V65H75ZM87 65L85 69V71L91 67V69L93 68L91 65ZM141 64V62H140ZM146 64V63H145ZM144 62H143V66L145 65ZM68 65V64H67ZM82 65V66H83ZM93 65V64H92ZM147 65V64H146ZM145 65V66H146ZM150 64H148L149 66ZM79 66V65H78ZM81 66L82 69H84L83 67ZM90 66V67H89ZM147 66V67H148ZM71 67V66H70ZM80 67V66H79ZM88 67V68H87ZM135 67V66H134ZM138 67H139V64H138ZM137 67V69H138ZM141 68V67H140ZM95 69V70H96ZM136 69V71H137ZM77 70V69H76ZM93 70V69H92ZM91 70V71H92ZM154 70H153V74H154ZM84 70L83 71H80V72H85ZM88 71V70H87ZM135 71V73H136ZM142 71V70H140ZM148 71V70H147ZM139 72V71H138ZM146 72V71H145ZM150 72V71H149ZM156 72V70H155ZM74 73V72H73ZM89 73V72H88ZM99 74V72H97ZM104 73V74H105ZM143 73V72H142ZM152 74V72H151ZM159 74V75H160ZM78 75V74H77ZM82 75V74H81ZM142 75V74H141ZM79 76V75H78ZM85 76V75H84ZM104 76V75H103ZM137 76V75H136ZM152 76V75H151ZM154 76V75H153ZM157 77H160L161 78V75L158 76V74L156 75ZM80 77V76H79ZM82 77V76H81ZM80 77V78H81ZM86 77V76H85ZM83 77V78H85ZM156 79H159L157 78ZM166 77V76H165ZM88 78V77H87ZM99 78V77H98ZM97 78V79H98ZM140 78V79H141ZM154 78L155 80V76L152 77V79ZM101 79V78H100ZM103 79V78H102ZM151 79V80H152ZM78 80V79H77ZM85 80V79H84ZM139 81V83H138ZM148 81V82H147ZM153 81V80H152ZM1 82V81H0ZM82 82V81H81ZM157 82V81H156ZM160 82V80H159ZM32 83V82H31ZM35 83V82H34ZM106 83V82H105ZM110 83V84H111ZM151 83V82H150ZM0 84H3V83H0ZM80 85V84H79ZM1 86V85H0ZM135 86V88H133ZM171 86V85H170ZM151 87V86H150ZM9 88V87H8ZM133 88V89H132ZM5 89V88H4ZM108 89V88H107ZM110 89V88H109ZM163 89V88H162ZM171 89V88H169ZM172 90V89H171ZM27 91V90H26ZM104 91V90H103ZM23 92V91H22ZM102 92V91H101ZM2 93V91H1ZM104 93V92H103ZM176 93H179V92H176ZM180 93V95H182ZM6 95V94H5ZM14 95L15 92H14ZM22 95V94H21ZM93 95V94H92ZM8 96V95H7ZM65 96V95H63ZM80 96V95H79ZM1 97V96H0ZM4 97V96H3ZM21 97V96H20ZM62 97V96H61ZM71 97V96H70ZM74 97V96H73ZM107 97H110L107 99ZM152 97V96H151ZM9 98V97H8ZM18 98V97H17ZM56 98H58L56 96ZM124 98V97H123ZM126 98V97H125ZM136 98V100L134 101V99ZM182 98V104L183 103H186L184 102L183 98L184 97H181ZM20 99V98H19ZM18 99V100H19ZM62 99V98H61ZM60 99V100H61ZM65 99V98H64ZM71 99V98H70ZM75 99V98H74ZM89 99V98H88ZM87 99V100H88ZM94 99V98H93ZM96 99V98H95ZM166 99V98H165ZM198 99H199V102H198ZM8 100V99H7ZM21 100V99H20ZM59 100V99H58ZM59 100V101H60ZM122 100V99H121ZM199 104L200 107H198V104ZM208 100H213V104H209L210 101L208 102ZM72 101V100H71ZM86 101V100H85ZM140 101V102H141ZM149 101V100H148ZM155 101V100H154ZM158 101V100H157ZM161 101V100H160ZM164 101V100H162ZM188 101V100H187ZM28 102V101H27ZM63 102V100H62ZM123 102V101H122ZM127 102V101H125ZM64 103V102H63ZM73 106L72 109L74 110L75 109V104H73V101L71 102ZM79 103V102H77ZM90 103V102H89ZM110 103V104H111ZM136 103V102H135ZM133 104L132 106H136V104ZM142 103V104H143ZM161 103V102H160ZM189 103V102H188ZM187 103V105H188ZM189 103V104H190ZM220 103V104H219ZM222 103V105L224 106L225 108V112H220L217 111L220 107ZM8 104V103H6ZM70 104V103H69ZM94 104V105H95ZM142 104H139L141 105V108H142ZM201 104V105H200ZM0 105L2 107V104L0 102ZM20 105V104H19ZM155 105V104H154ZM157 105V103H156ZM160 105V104H159ZM168 105V104H167ZM175 105V104H174ZM185 105V104H184ZM183 105V106H184ZM9 106V104H8ZM18 106V105H17ZM28 106V105H27ZM56 106V105H55ZM113 106V104H112ZM128 106V105H127ZM190 105H188L187 108H184V109H188ZM79 106H77L78 108ZM140 107V106H138ZM160 107V106H159ZM165 107V106H164ZM170 107V106H169ZM190 107V108H191ZM7 108V107H6ZM4 108V109H6ZM57 108V107H56ZM76 108V109H77ZM80 108V107H79ZM113 108V107H112ZM137 108V107H136ZM150 109H152V107H149ZM158 108V107H157ZM189 108V110H190ZM223 108V107H222ZM222 108H220V111L222 110ZM21 109V108H20ZM70 109V110H72ZM75 109V110H76ZM82 109V108H81ZM84 109V108H83ZM107 109V108H106ZM128 109V108H127ZM135 109V107H134ZM149 109V110H150ZM154 109V108H153ZM165 109V108H164ZM169 109V108H168ZM10 110V109H9ZM72 110V111H73ZM148 110V112H149ZM161 110V109H160ZM166 110V109H165ZM188 110V111H189ZM192 110V111H194ZM30 111V110H29ZM28 111V112H29ZM46 111V110H45ZM69 111V112H68ZM125 111V110H124ZM134 111V110H133ZM185 111V110H184ZM191 112H187L188 115L192 113ZM20 112V111H19ZM83 112V113H84ZM92 112H95L94 115H92ZM127 112V111H126ZM174 112V111H173ZM56 113V112H55ZM59 113V112H58ZM91 113V114H89ZM104 113V112H103ZM134 113V112H133ZM136 113V112H135ZM134 113V114H135ZM150 113V112H149ZM181 113V112H180ZM186 113V111H185ZM186 113V114H187ZM24 114V113H23ZM37 114V113H36ZM75 114H76V117H75ZM92 115V116H87V115ZM126 114V113H125ZM146 114V116H145ZM148 114V115H147ZM222 114V115H221ZM17 116L20 117L19 120H22L21 119V116H20V113L16 114ZM29 115V114H28ZM33 115V114H32ZM44 115V114H43ZM46 115V114H45ZM49 115V114H48ZM66 116L64 117L65 119H62L63 116ZM104 115V114H102ZM130 115V114H129ZM229 115V114H227ZM23 116V115H22ZM106 116V115H105ZM108 116V115H107ZM106 116V117H107ZM132 116V115H131ZM144 116L145 117H148V118H145L144 119ZM191 118L192 116L189 115ZM188 116V117H189ZM34 117V116H33ZM39 117V116H38ZM44 117V116H43ZM42 117V118H43ZM54 117V116H53ZM62 117V118H61ZM87 117V118H85ZM121 117V116H120ZM150 117V119H149ZM187 117V116H186ZM18 118V117H17ZM25 118V117H24ZM28 116H27V121H28ZM31 118V117H30ZM61 118V120H59ZM75 118V119H73ZM110 118V117H109ZM158 118V117H157ZM160 118V117H159ZM227 118V120H225ZM242 118L245 120L244 121V124H242L243 120ZM25 119V120H26ZM96 119H99V120H96ZM108 119V118H107ZM111 119V118H110ZM119 119V118H118ZM127 119V118H126ZM167 119V118H166ZM179 119V118H177ZM24 120V119H23ZM22 120V121H23ZM38 120V119H37ZM40 120V119H39ZM109 120V119H108ZM130 120V119H129ZM154 120V119H153ZM163 120V119H162ZM165 120V119H164ZM242 120V121H241ZM33 121H34V118H33ZM59 121V122H58ZM121 121V120H120ZM128 121V120H127ZM147 121V122H148ZM29 122V121H28ZM27 122V123H28ZM104 122V121H103ZM112 122V121H111ZM110 122V123H111ZM218 122V123H217ZM21 123V124H20ZM40 123H42V121H40ZM105 123V122H104ZM152 123V122H151ZM185 123V122H184ZM48 124V126H47ZM84 124V123H83ZM82 124V125H83ZM114 124V123H113ZM129 124V123H128ZM131 124V123H130ZM149 124V122H148ZM147 124V125H148ZM163 124V123H161ZM218 124V125H216ZM19 125V126H18ZM30 125V124H29ZM32 125V124H31ZM30 125V126H31ZM70 125V124H68ZM76 125V123H75ZM81 125V126H82ZM104 125V124H103ZM102 125V126H103ZM157 125V123H156ZM159 125V124H158ZM216 125V127L214 126ZM18 126V127H17ZM222 126V127H221ZM243 126V127H242ZM19 127H22L24 128L22 132V128L20 129ZM86 127V126H85ZM150 127V126H148ZM147 127V128H148ZM65 128V129H64ZM75 128V127H74ZM98 128H101V127H98ZM103 128V127H102ZM105 128V127H104ZM114 128V127H113ZM120 128V127H119ZM125 128V127H124ZM131 128V126H130ZM146 128V127H145ZM213 128L214 129V132H213ZM76 129V128H75ZM80 129V128H79ZM96 129V128H95ZM94 129V130H95ZM129 129V128H128ZM143 129V128H142ZM152 129V128H151ZM161 129V128H160ZM219 129V128H218ZM256 129V128H255ZM11 131V134L9 132V135H7V131ZM29 130V131H28ZM62 130V131H61ZM66 130V132L68 134H65L62 133ZM93 130V129H91ZM124 130V129H122ZM139 130V131H137ZM166 130H169V129H166ZM193 130V131H194ZM212 130V132H211ZM257 130V129H256ZM101 131V130H100ZM150 130H148L149 132ZM219 131V130H217ZM254 131V130H253ZM258 131V130H257ZM261 131V132H262ZM13 132V133H12ZM65 132V133H66ZM70 132V131H69ZM110 132V131H109ZM124 132V131H122ZM121 132V133H122ZM152 132V131H151ZM157 132V131H155ZM176 132V131H175ZM194 132V133H195ZM0 133V135H1ZM79 133V132H78ZM127 133V132H126ZM135 133V132H134ZM135 133V134H136ZM145 133V132H144ZM164 133V132H163ZM168 133V132H167ZM174 133V132H173ZM214 134L216 133V135H212L211 134ZM105 134V133H104ZM118 134V133H117ZM156 134V133H155ZM153 134V135H155ZM159 134V132H158ZM161 134V132H160ZM165 134V133H164ZM199 134H195L196 137L199 136ZM203 134V135H201ZM207 134V135H206ZM7 135V136H6ZM76 135V134H74ZM114 135V134H113ZM210 135V136H209ZM258 136L260 134H257ZM6 136V137H5ZM70 136V138H69ZM82 136V135H81ZM93 136V135H92ZM95 136V135H94ZM107 136V135H106ZM116 136V135H115ZM136 136V135H135ZM149 136V134H148ZM156 136V135H155ZM159 136V135H158ZM165 136V135H164ZM226 136V137H225ZM241 136H244L246 139H243V138H240ZM88 137V136H87ZM90 137V136H89ZM212 137V138H213ZM263 137V136H262ZM84 138V137H83ZM95 138V137H94ZM120 138V136L118 137ZM145 138V136H144ZM164 138V137H163ZM170 138V137H169ZM201 138V139H202ZM219 138V137H218ZM221 138V137H220ZM219 138V139H220ZM257 138V137H256ZM261 138V137H260ZM264 138V137H263ZM262 138V139H263ZM1 139H0V142H1ZM77 139V137L75 138ZM86 139V138H85ZM88 139V138H87ZM90 139V138H89ZM110 139V138H109ZM112 139V138H111ZM139 139V138H138ZM173 139V138H172ZM200 139V138H199ZM223 139V138H221ZM231 139V140H230ZM248 139V140H247ZM69 140V141H68ZM80 140V139H79ZM136 140V139H135ZM142 140V139H140ZM144 140V139H143ZM147 140V139H146ZM159 140V138H158ZM195 140H198V139H195ZM207 140V139H205ZM209 140V141H210ZM244 140V141H243ZM247 140V142L245 141ZM2 141V142H3ZM64 141H68V142H64ZM99 141V140H98ZM97 141V142H98ZM119 141V140H118ZM137 141V140H136ZM161 141V140H160ZM167 141V140H166ZM193 141V140H192ZM202 141V140H201ZM208 141V142H209ZM255 141V140H254ZM73 141H71V144H72ZM90 142V141H89ZM102 141H100V145L102 147V145L104 144H101ZM106 142V140H105ZM123 142V141H122ZM198 142V141H197ZM203 142V141H202ZM205 142V141H204ZM246 144H245V143ZM95 143V142H93ZM110 143V142H109ZM112 143V142H111ZM222 143V144H221ZM255 143V142H254ZM259 143V142H258ZM8 144V147L10 146ZM42 144V145H41ZM62 144V145H63ZM99 144V143H98ZM106 144V143H105ZM104 144V145H105ZM114 144V143H113ZM117 144V143H116ZM122 144V143H121ZM147 144V143H146ZM157 144V143H156ZM155 144V145H156ZM159 144V143H158ZM167 144V142H166ZM198 144V143H197ZM202 144V143H201ZM260 144V143H259ZM35 146L37 147L36 149H40L42 147L39 148V146ZM92 145V143H91ZM134 145V144H133ZM143 145V144H142ZM151 145V144H150ZM171 145V144H170ZM203 145H205V143H203ZM201 145V146H203ZM7 146V145H6ZM59 146V145H58ZM73 146V144H72ZM112 146V145H111ZM135 146V145H134ZM193 146V145H192ZM199 146V145H198ZM260 147V145H257ZM7 147V148H8ZM81 147V145H80ZM98 147L99 149V146H96V148ZM107 147V145H106ZM137 147V146H136ZM150 147V146H149ZM204 147V146H203ZM202 147V148H203ZM95 148V147H94ZM105 148V146L102 147V149ZM209 148V149H207ZM256 148V147H255ZM32 149V150H31ZM35 149V150H36ZM46 148H44L45 150ZM59 149V148H58ZM65 149V148H64ZM69 149V148H68ZM101 149V148H100ZM99 149V150H100ZM108 149H109V146H108ZM149 149V148H148ZM193 149V148H192ZM7 150V149H6ZM10 150V149H9ZM12 150V149H11ZM10 150V151H11ZM36 150V151H38ZM51 150V149H50ZM57 150V149H56ZM67 150V149H66ZM74 150V149H73ZM80 150V148H79ZM84 150V149H83ZM81 150V151H83ZM94 150V149H92ZM91 150V151H92ZM99 150H96L98 152H100ZM111 150V149H110ZM119 150V149H118ZM123 150V149H121ZM189 150V149H188ZM203 150V149H202ZM8 151V150H7ZM14 151V152H15ZM19 151V152H20ZM62 151V150H60ZM78 151V150H77ZM104 151V150H103ZM108 151V150H107ZM116 151V150H115ZM153 151V149H152ZM151 151V152H152ZM194 151V150H193ZM198 151V150H197ZM9 152V151H8ZM13 152V151H12ZM24 152V153H25ZM39 152V151H38ZM44 152V151H43ZM42 152V154H43ZM64 152V150H63ZM69 152V151H68ZM66 151V153H68ZM85 152V151H84ZM119 152V151H118ZM196 152V151H195ZM204 152V151H203ZM206 152V153H207ZM258 152V151H257ZM18 153V151L16 152ZM27 153V152H26ZM25 153V154H26ZM31 153V152H29ZM41 153V152H40ZM46 153V152H44ZM74 153V152H73ZM77 153V152H76ZM95 153V152H93ZM102 153V152H101ZM108 153V152H107ZM106 153V154H107ZM122 153V152H121ZM189 153V152H188ZM256 153V155H255ZM9 154H11L9 152ZM39 154V153H38ZM56 154V153H55ZM75 154V153H74ZM84 154V153H82ZM105 154V153H104ZM110 154V153H109ZM123 154V153H122ZM196 154V153H195ZM209 154V156H210ZM261 154V153H259ZM23 156V153L21 154ZM34 155V154H33ZM32 155V156H33ZM41 155V154H40ZM39 155V157L41 158V156ZM45 155V154H44ZM43 155V157H44ZM57 155V154H56ZM76 155V154H75ZM89 155V154H88ZM87 155V156H88ZM97 155V154H96ZM95 155V156H96ZM101 155V154H100ZM99 155V156H100ZM108 155V154H107ZM113 155V154H112ZM115 155V154H114ZM193 155V154H192ZM200 155V154H199ZM263 155V154H262ZM26 156V155H25ZM31 156V155H30ZM35 156V155H34ZM37 156V155H36ZM70 156V155H69ZM82 156V155H81ZM85 157V155H83ZM91 156H92V153H91ZM95 156H92L91 159ZM105 156V155H103ZM190 156V155H189ZM198 156V155H197ZM46 157V156H45ZM44 157V158H45ZM51 157V155H50ZM54 157V155H53ZM56 157V156H55ZM82 157V158H84ZM107 157V156H106ZM185 157V155H184ZM199 157V156H198ZM264 157V156H263ZM24 158V157H22ZM26 158V157H25ZM29 158V157H28ZM32 158V157H30ZM35 159V157H33ZM37 158V157H36ZM58 158V157H57ZM102 158V157H101ZM115 158V157H114ZM117 158V157H116ZM189 158V157H188ZM192 158V157H191ZM194 158V157H193ZM202 158V157H201ZM48 159V158H47ZM53 159V158H52ZM65 160H67L66 158H64ZM90 159V158H89ZM94 159V158H93ZM98 158L96 157V160ZM199 159V158H198ZM197 159V160H198ZM25 160V159H24ZM27 160V158H26ZM33 160V159H32ZM49 160V159H48ZM60 160V159H59ZM100 160V159H99ZM104 160V159H103ZM107 160V159H106ZM105 160V161H106ZM114 160V159H113ZM119 160V159H118ZM122 160V159H120ZM187 160V159H186ZM185 160V161H186ZM262 159L259 158V161H261ZM264 160V159H263ZM31 161V159H30ZM29 161V162H30ZM39 161V160H38ZM92 161V160H90ZM98 161V160H97ZM117 161V160H116ZM195 161V160H194ZM200 161V160H199ZM205 161V160H204ZM207 161V162H208ZM47 162V161H46ZM52 162H54V160H52ZM58 162V160H57ZM55 161V163H57ZM60 162V161H59ZM85 162H87L86 165ZM96 161H94L95 163ZM108 162V160H107ZM110 162V161H109ZM108 162V163H109ZM115 162V160L113 161ZM118 162V161H117ZM120 162V161H119ZM118 162V163H119ZM124 162V161H123ZM206 162V163H207ZM41 163V162H40ZM43 163V162H42ZM42 163L40 165H42ZM45 163V162H44ZM49 163V162H48ZM103 163V161H102ZM122 163V161H121ZM191 163V162H190ZM29 164V163H28ZM34 164H35V161H34ZM37 164V162H36ZM60 164V163H59ZM110 164H113V163H110ZM124 164V163H123ZM122 164V165H123ZM128 164V163H126ZM130 164V163H129ZM183 164V163H182ZM264 164V163H263ZM53 165V164H52ZM100 165V164H99ZM262 165V166H261ZM20 166V165H19ZM39 166V165H38ZM46 166V165H45ZM62 166L64 165H61V168ZM94 166V167H93ZM120 166V164H119ZM125 166V165H124ZM43 167V166H41ZM56 167V166H55ZM54 167V168H55ZM110 167V165H109ZM11 168V167H10ZM26 168V167H25ZM34 168V167H33ZM36 168V167H35ZM45 168V167H44ZM47 168V167H46ZM60 168V169H61ZM107 168V167H105ZM126 168V167H125ZM130 168V167H128ZM132 168V167H131ZM32 169V168H31ZM42 169V168H41ZM58 169V168H56ZM263 169V170H262ZM140 170V169H139ZM207 170V169H206ZM263 172H262V171ZM100 171V170H99ZM134 172V171H133ZM137 172V171H136ZM135 172V173H136ZM262 172V173H261ZM107 173H108V177H107ZM139 173V172H138ZM141 173V172H140ZM48 174V173H47ZM62 174V173H61ZM64 174V173H63ZM124 174H127V179L129 180L128 181V184L126 185L127 183V180L125 181V178ZM133 174V175H132ZM204 174V173H203ZM261 174V175H260ZM45 175V174H44ZM90 175L93 177L91 178ZM184 175V174H183ZM206 174V176H208ZM36 176V174H35ZM143 176V175H141ZM153 176V175H152ZM156 176V175H155ZM190 176V175H189ZM95 177V178H94ZM131 177H134L132 179V181L130 180ZM140 177V176H139ZM154 177V176H153ZM177 177V176H176ZM183 177V176H182ZM91 178V182L89 181V179ZM108 178V179H107ZM137 178V177H136ZM144 178V177H143ZM150 178V177H149ZM158 178V177H157ZM198 178V177H197ZM200 178V177H199ZM203 178H205L203 176ZM202 178V179H203ZM261 178V179H262ZM110 179V181H109ZM201 179V178H200ZM153 180V178H152ZM187 180V179H186ZM87 181H89L90 183L93 184V190L95 193H96V197L93 198L92 195H87V196H84V199L81 201V194H82V197H83V194H84V191H86L85 189L87 188L86 185L90 184V183H87ZM105 183V186L106 184H108L107 181H109L110 183L107 185L109 187L107 188H110L108 189V191L106 189H104L105 187L103 186V182ZM131 181V183H133V186H131L132 184H129ZM157 181V179H156ZM202 181V180H201ZM205 181V179H204ZM205 181V183H206ZM262 181V180H261ZM260 181V182H261ZM87 184H86V183ZM101 182V183H100ZM137 182V184H136ZM143 184H142V183ZM154 182V180H153ZM178 182V181H177ZM182 182V181H181ZM210 182V183H209ZM158 183V182H157ZM167 183V182H166ZM175 183V182H174ZM193 183V182H192ZM198 183V182H197ZM112 184V185H110ZM151 184V185H150ZM179 184V183H178ZM181 184V183H180ZM184 184L186 185V183L184 182ZM201 184H204V183H201ZM213 184V186H212ZM261 184V185H260ZM87 185V186H88ZM91 185V184H90ZM136 185V187H135ZM176 185V183L174 184ZM188 185V184H187ZM74 186V187H73ZM92 186V185H91ZM91 186H89L88 188H92ZM126 186H131L130 189L128 188H125ZM138 186V187H137ZM160 186V185H159ZM203 186V185H202ZM33 187V186H32ZM104 187V188H103ZM157 187V188H156ZM192 187V186H190ZM196 187V186H195ZM213 187V188H212ZM11 188V187H10ZM75 188V189H74ZM87 188V189H88ZM137 188V190H136ZM189 188V187H187ZM193 188H194V185H193ZM105 190V192L103 190ZM128 189V191H126ZM175 189V190H174ZM179 189V190H181ZM194 189V190H196ZM204 191H209L208 193H210L209 195H206V192H203ZM210 189H211V192H210ZM264 189V188H263ZM11 190V189H10ZM192 190V189H191ZM190 190V192H191ZM260 190V191H259ZM74 191V192H75ZM88 191V190H87ZM86 191V192H87ZM91 191V189H90ZM91 191V192H92ZM187 193H186V192ZM198 191V192H199ZM36 192V191H35ZM73 192V193H74ZM89 192V191H88ZM127 193V197L124 196L125 194ZM189 192V193H190ZM69 193V192H68ZM94 193V194H95ZM141 193V195H142ZM196 193V192H195ZM204 195H203V194ZM207 193V194H208ZM37 194V193H36ZM91 194V193H90ZM98 194V195H97ZM137 194V193H136ZM201 194L204 196L202 197ZM44 195V194H43ZM119 195V196H118ZM206 195V196H205ZM36 196V195H35ZM41 196V195H40ZM95 196V195H93ZM124 196V197H123ZM139 196V195H137ZM136 197V196H135ZM32 198V197H31ZM41 198V197H40ZM121 198V199H120ZM125 198V200H124ZM138 198V197H137ZM42 199V198H41ZM40 199V200H41ZM63 199V198H62ZM66 199V198H65ZM103 199V200H102ZM119 199V200H118ZM133 199V201H132ZM141 199H145L143 198V196L141 197ZM70 200V199H69ZM76 200V199H75ZM254 200V203L252 202ZM261 200V199H260ZM43 201V200H42ZM53 201V200H52ZM86 201H88V203H85ZM99 201V202H98ZM126 201V202H125ZM140 202H143L142 200L138 199L137 200V203ZM264 201V200H262ZM63 202V201H62ZM133 202V203H132ZM145 202V200H144ZM149 202H146L149 203ZM256 202V205H254V207H258L257 209L253 208L251 206V203L252 205L255 204ZM40 203V202H39ZM94 203V202H93ZM101 203V204H102ZM120 203V204H119ZM125 203V204H124ZM42 204V203H41ZM95 204V203H94ZM100 204V203H99ZM118 204L120 206H118ZM123 204V205H122ZM141 204V203H140ZM140 204H137L140 205ZM151 204V203H150ZM150 204L148 206H150ZM263 204V203H262ZM46 205V204H45ZM52 205V204H51ZM55 205V204H54ZM57 205V204H56ZM64 205V204H63ZM66 205V204H65ZM88 205V206H87ZM103 205V207H104ZM106 205H105V209L106 208ZM260 205V206H259ZM264 205V204H263ZM98 206V205H97ZM125 206V207H126ZM143 206V205H142ZM148 206H146L148 208ZM150 206V207H151ZM40 207V206H39ZM44 207V206H43ZM102 207V206H101ZM124 207V208H125ZM252 207V210L251 211V208ZM264 208V206H262ZM36 208V207H35ZM54 208V206H53ZM64 208V207H62ZM90 210H87L89 209ZM98 208V207H97ZM111 208V207H110ZM137 208V207H136ZM152 208H148V210L150 211V213H152L151 211H153ZM56 209V208H55ZM86 209V211H85ZM123 211H122V210ZM139 209V207L137 208ZM135 209V210H137ZM143 211H146L145 208H141ZM37 210V209H36ZM51 210V208H50ZM64 210V209H63ZM104 210V209H103ZM102 210V211H103ZM56 211V210H55ZM60 211V210H59ZM85 211V212H84ZM101 211V210H100ZM117 211V212H116ZM131 211V212H132ZM148 211V215H150ZM4 212V211H3ZM6 212V211H5ZM39 212V211H38ZM48 212V211H47ZM51 212V211H50ZM74 212V211H73ZM95 212V211H93ZM92 212V213H93ZM112 213V210L110 211ZM126 212V213H128ZM156 212V213H157ZM252 212V213H251ZM264 212V211H263ZM66 213V211H65ZM75 213V212H74ZM104 216V213L101 212ZM106 213V212H105ZM134 213V212H132ZM136 213V211H135ZM134 213V214H135ZM140 213V211H139ZM2 213H0L1 215ZM41 214V213H40ZM61 214V213H60ZM117 214V215H118ZM125 213L123 212V215ZM144 214V213H143ZM147 214V213H145ZM101 215V214H100ZM109 215V214H108ZM116 215V216H117ZM126 215V214H125ZM129 215V213H128ZM142 215V214H140ZM153 215H156L153 213ZM263 215V213H262ZM72 216V215H71ZM70 216V217H71ZM77 216V217H78ZM86 216V215H85ZM84 216V217H85ZM93 216V215H92ZM98 216V215H97ZM96 216V217H97ZM101 215V217H103ZM115 216V217H116ZM127 216V215H126ZM143 216V215H142ZM141 216V217H142ZM146 216V215H145ZM3 217V215L1 216V218ZM61 217V216H59ZM88 217V216H87ZM91 217V216H90ZM100 217V218H101ZM113 217V216H112ZM133 217V216H132ZM144 217V216H143ZM150 217V216H149ZM148 217V218H149ZM158 217V216H157ZM264 217V216H263ZM0 218V219H1ZM4 218L5 220L6 217H3V221H4ZM81 218V219H82ZM93 218V217H92ZM91 218V219H92ZM106 218V217H105ZM61 220V218H59ZM74 219V218H73ZM121 219V218H120ZM119 219V220H120ZM143 219V218H142ZM151 219V218H149ZM153 219V218H152ZM155 219V217H154ZM262 219V218H261ZM264 219V218H263ZM2 220V219H1ZM107 220V218H106ZM122 220V219H121ZM120 220V221H121ZM125 220V219H124ZM146 220V219H143V221ZM161 220V221H162ZM3 221H0L2 223V225H4L5 223H3ZM59 221V220H58ZM77 221L78 223H80L79 225H82V221L78 220L77 218ZM87 221V220H86ZM90 221V220H89ZM123 221V220H122ZM121 221V222H122ZM147 221V220H146ZM155 221V220H153ZM160 221V222H161ZM5 222V221H4ZM53 222V220H52ZM94 222V221H93ZM124 222V221H123ZM9 223L6 221V224ZM11 223V222H10ZM9 223V224H10ZM141 223V221H140ZM158 223V221L156 222V224ZM5 224V225H6ZM12 224V223H11ZM9 225L8 227H12L14 228V226L12 225ZM75 224V223H74ZM97 224V223H96ZM147 224V223H146ZM2 225H0L2 227ZM5 225L3 228L0 227V242L2 241V243L0 245H2V252L3 250H5V252L8 251V253L11 254V252H17L19 253V255L22 257V256H26L29 255L31 257H29V259L31 261L29 262H34L33 264H38L40 263L39 261L37 262L38 259L40 258H35L34 254H31L33 252H30V251H33V248H35V245L38 244L35 243V245L31 242V239H30V244H33L31 246L29 245V241L27 242L28 246H30L32 248V250H30V247L29 248H24L25 247V243H23L22 241V235H20V233H22L23 231L19 228V226L17 225L16 230L20 229L21 231H18V234L19 236L17 237V239L20 240L18 241L16 239L15 242H19L20 244H13L12 242H10L9 238L11 236V234L9 233H15L17 232L15 230V228L12 230V228H9V230L11 229V231L8 230L7 228V233L9 235H7L5 232H3L5 228ZM8 225V224H7ZM6 225V227H7ZM16 225V224H15ZM137 225V224H135ZM158 225V224H157ZM169 225V227H168ZM76 226V225H75ZM142 226V225H141ZM260 226L263 230H261V228L259 229L260 231L257 232V227ZM43 227V226H41ZM159 227V226H158ZM161 227V226H160ZM251 227V231L250 229V232H254V233H257L256 235L258 237L254 235H252V237L249 235L251 233L248 234L249 231L248 228ZM45 228V227H44ZM54 228V227H53ZM137 228V227H136ZM139 228V227H138ZM143 228V227H142ZM170 228V229H171ZM193 228L196 230H194L193 234L191 235L192 232H189L190 230H193ZM6 229V228H5ZM169 229V230H170ZM83 230V229H82ZM160 230V229H159ZM185 230V231H184ZM189 230V231H188ZM9 231V232H8ZM15 231V232H14ZM129 231V230H128ZM136 231V230H135ZM166 231V230H165ZM168 231V229H167ZM169 232V231H168ZM172 232H174V230H172ZM176 233H178V235L180 236L181 234H179V232L175 231ZM129 233V232H128ZM135 233V232H134ZM5 234V236H4ZM130 234V233H129ZM166 234V233H165ZM168 234V233H167ZM171 234V233H170ZM173 235L175 233H172ZM138 235V234H137ZM177 234H175L176 236ZM194 235V236H195ZM249 237H248V236ZM261 235H264V232L263 234L261 233ZM15 236V235H14ZM17 236V235H16ZM166 236V235H165ZM171 236V235H170ZM174 236V237H175ZM177 236V237H179ZM183 235L181 236L182 238L184 237ZM186 236V237H187ZM8 237V238H7ZM26 237V236H25ZM24 237V239H25ZM136 237V236H135ZM141 237V235H140ZM173 237V239H174ZM176 237V238H177ZM179 237V238H181ZM249 239H248V238ZM264 237V236H262ZM9 240H7V239ZM16 238V237H13V239ZM70 238V237H69ZM174 239L173 242H175V240L177 239ZM182 238L179 240L181 241ZM192 240H195L197 237L195 236V239L194 237H190ZM218 238H221L223 239L222 241ZM2 239V240H1ZM29 239V238H28ZM167 239V238H166ZM184 239V238H183ZM188 239V238H187ZM198 239V238H197ZM210 240V241H206V240ZM27 240V239H25ZM24 240V241H25ZM189 240V239H188ZM249 240H250V246L247 247L248 243H249ZM14 241V240H13ZM68 241V240H67ZM135 241V239H134ZM137 241V240H136ZM169 241V240H168ZM178 241V240H177ZM177 241H176V245H177ZM197 241V240H195ZM212 241V242H211ZM214 241V242H213ZM258 241V240H257ZM34 242V241H33ZM164 242V241H163ZM186 241H181L180 244L184 245ZM188 242V241H187ZM190 242V241H189ZM192 242V241H191ZM211 242V243H210ZM5 243V245L7 246L8 250L6 249L5 245L3 246V244ZM194 244V242H192ZM190 243V244H192ZM215 243L216 245L218 246H214ZM13 246H12V245ZM68 244V243H67ZM166 244V243H165ZM178 244V245H180ZM192 244V247L191 245H189V247H191V249L193 248V245ZM252 244V245H251ZM177 245V246H178ZM41 246V245H40ZM186 245H184V247H186ZM208 246V245H207ZM1 247V246H0ZM5 249H4V248ZM171 247V246H170ZM179 247V246H178ZM181 247V246H180ZM65 248V247H64ZM70 248V247H68ZM169 248V246L167 247ZM173 248V246L171 247ZM183 248V247H182ZM1 249V248H0ZM25 249V250H24ZM50 249V248H49ZM103 249V248H102ZM175 250V248H173ZM177 249V248H176ZM179 249V248H178ZM184 249V248H183ZM195 249V248H193ZM212 249V248H211ZM217 249V248H216ZM7 250V251H6ZM30 250V251H29ZM104 250V249H103ZM169 250H171L169 248ZM218 250V249H217ZM29 252V253H25V252ZM3 253L4 254H7V253ZM56 252V251H55ZM58 252V251H57ZM101 252V250H100ZM106 252V251H105ZM173 252V251H172ZM195 252V251H194ZM234 252V251H233ZM52 253V252H51ZM14 253H12L11 257L13 256ZM16 254V253H15ZM48 254V253H47ZM190 254V253H189ZM2 255V256H3ZM18 255V254H17ZM17 255H14L12 259H15V256ZM32 255L33 258H32ZM56 253H55V259H53L52 256H54V253L53 255H49L48 258L51 256V261L52 260H56ZM166 255V254H165ZM218 255V256H219ZM41 256V255H40ZM9 257V256H8ZM18 257V256H17ZM21 257L18 259H21ZM58 257V256H57ZM74 257V256H73ZM188 257V256H187ZM26 259L27 256L25 257ZM17 259V260H18ZM26 259H24L26 261ZM28 259V260H29ZM33 259H35L33 261ZM37 259V260H36ZM73 259V258H72ZM221 259V258H220ZM23 260V257L22 259L20 260L23 264L24 262L22 261ZM62 260V259H61ZM70 260V259H69ZM85 260V259H84ZM41 261V260H40ZM64 261V259L62 260ZM61 261V262H62ZM66 261V260H65ZM71 261V260H70ZM234 261V260H233ZM257 261V262H256ZM53 262H56V261H53ZM58 262V261H57ZM69 262V261H67ZM126 262V261H125ZM255 262V263H254ZM20 263V262H19ZM130 263V262H129ZM198 263V262H197ZM221 263H222V259H221ZM222 263V264H223ZM27 264V263H26ZM31 264V263H29ZM41 264L42 261H41ZM55 264V263H54ZM60 264V263H59ZM63 264H67L66 262ZM119 264V263H118Z\"/></svg>", "mask_w": 264, "mask_h": 264}]
</instances>
